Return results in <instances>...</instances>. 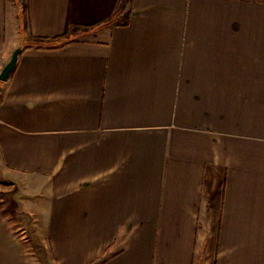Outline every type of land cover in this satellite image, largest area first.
I'll list each match as a JSON object with an SVG mask.
<instances>
[{
  "label": "crops",
  "instance_id": "0c3cea01",
  "mask_svg": "<svg viewBox=\"0 0 264 264\" xmlns=\"http://www.w3.org/2000/svg\"><path fill=\"white\" fill-rule=\"evenodd\" d=\"M120 2L0 0L2 171L56 264H264V0Z\"/></svg>",
  "mask_w": 264,
  "mask_h": 264
},
{
  "label": "rangeland",
  "instance_id": "374dc122",
  "mask_svg": "<svg viewBox=\"0 0 264 264\" xmlns=\"http://www.w3.org/2000/svg\"><path fill=\"white\" fill-rule=\"evenodd\" d=\"M30 187L17 184L0 167V208L9 219L19 224V235L23 236L31 264H56L49 251L46 232L40 227L37 206L32 200ZM34 203V204H33Z\"/></svg>",
  "mask_w": 264,
  "mask_h": 264
},
{
  "label": "water",
  "instance_id": "95a60500",
  "mask_svg": "<svg viewBox=\"0 0 264 264\" xmlns=\"http://www.w3.org/2000/svg\"><path fill=\"white\" fill-rule=\"evenodd\" d=\"M21 50H22V47H17L14 50L10 60L7 62V64L1 70V72H0V80L1 81H6L9 79L11 73L13 72V70L15 69V67L17 65Z\"/></svg>",
  "mask_w": 264,
  "mask_h": 264
},
{
  "label": "trees",
  "instance_id": "16d2710c",
  "mask_svg": "<svg viewBox=\"0 0 264 264\" xmlns=\"http://www.w3.org/2000/svg\"><path fill=\"white\" fill-rule=\"evenodd\" d=\"M128 0H121L120 2V5H119V10L123 8V5L127 2ZM129 16V14H128ZM78 26L79 25H74L72 26L70 29L71 31L75 32L77 29H78ZM69 29V30H70ZM62 37V36H61ZM36 39L35 40H38V41H41V42H45V43H48V42H53L52 40H56L58 38H51V39H45V38H40V37H35ZM43 47H47L45 45H43ZM27 47H22V50L21 52H23ZM48 48V47H47Z\"/></svg>",
  "mask_w": 264,
  "mask_h": 264
}]
</instances>
